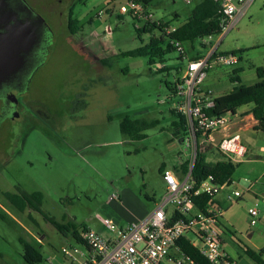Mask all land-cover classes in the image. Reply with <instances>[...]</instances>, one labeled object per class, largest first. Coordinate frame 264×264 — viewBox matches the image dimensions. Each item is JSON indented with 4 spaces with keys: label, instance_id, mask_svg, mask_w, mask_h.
Wrapping results in <instances>:
<instances>
[{
    "label": "rangeland",
    "instance_id": "374dc122",
    "mask_svg": "<svg viewBox=\"0 0 264 264\" xmlns=\"http://www.w3.org/2000/svg\"><path fill=\"white\" fill-rule=\"evenodd\" d=\"M126 1L84 0L74 5L75 0H25L44 21L49 42L43 61L25 86L27 107L18 118L0 120V213L4 216L0 217V264H26L20 240L37 246L43 256L39 264H70L61 250L78 247L38 212L15 211L4 193H15L16 188L40 191L41 210L48 217L106 237L102 220L124 229L155 209L165 194L158 172L162 165L173 170L192 161V150L174 136L172 122L178 119L170 109L176 98L166 83H174L176 70L156 71L147 65V58L124 55L150 37H138L135 29L141 22L120 13ZM193 6L182 0H152L149 10L155 19L176 27ZM71 8L72 17L82 24L75 35L67 31ZM215 45L218 53L242 51L236 66L243 69V83L252 84L246 79L255 76V68L264 67V0H252L222 36L196 40L189 54L206 56ZM183 47L189 49L190 44ZM176 64L173 52L162 65ZM231 69L211 67L206 83L234 86L227 75ZM125 116L156 120L157 125L143 132L145 138L130 140L119 131ZM239 133L264 160V133L252 129ZM203 147L207 160L222 158L213 146ZM231 180L239 187L264 189V162L243 159ZM113 195L118 198L108 203ZM236 202L226 207L223 220L241 243L252 249L264 247V203L248 192ZM228 243L222 242V247L227 244L230 251ZM236 259L241 264L249 261L245 256Z\"/></svg>",
    "mask_w": 264,
    "mask_h": 264
},
{
    "label": "built area",
    "instance_id": "2783aa9c",
    "mask_svg": "<svg viewBox=\"0 0 264 264\" xmlns=\"http://www.w3.org/2000/svg\"><path fill=\"white\" fill-rule=\"evenodd\" d=\"M182 1L189 5L196 0ZM211 1L218 5V11L222 15L221 32L217 35L222 36L246 12L252 0ZM120 13L133 15L138 23L141 22L140 25L159 21L154 18L147 5L137 0H127L126 6H121ZM164 30L169 32L174 28ZM205 43L203 42L204 45ZM175 48L176 68L180 79L175 82L176 103L173 108L186 120L187 135L182 142L192 150L191 163L195 158L198 143L213 146L225 159L240 163L245 159L247 147L239 134L224 136L217 142L212 136L225 130L232 121L241 119L247 109H238L234 114L228 112L218 117L208 116L206 110L213 106V91L202 87L208 69L213 66L233 67L238 63V56L232 53H218L215 45L206 56L189 60L179 43H175ZM152 67L156 70L162 68L160 64H154ZM197 135L200 136L199 139ZM191 166L181 177L173 170H163L160 176L165 185V194L143 220L122 229L112 221L104 219L102 226L110 234L109 237H103L101 233L85 228L79 232L82 245L62 248L64 258L70 264L192 263L176 245L177 240L186 238L209 264H241L237 259L231 258L222 247L223 230L219 220L223 209L215 202V197L224 189L235 188L227 197L233 201L240 199L243 192H248V188L236 189L241 187L238 182L234 183L232 180L218 184L211 176L195 184L190 177ZM201 196L208 197V200L203 210H197L195 199ZM117 198L113 195L107 202ZM249 214L255 216L256 212L250 210Z\"/></svg>",
    "mask_w": 264,
    "mask_h": 264
},
{
    "label": "trees",
    "instance_id": "16d2710c",
    "mask_svg": "<svg viewBox=\"0 0 264 264\" xmlns=\"http://www.w3.org/2000/svg\"><path fill=\"white\" fill-rule=\"evenodd\" d=\"M84 0H75L74 5L82 4ZM149 7L152 0H137ZM194 6L187 15L185 21L177 27L169 26V22L158 21V23L145 22L140 27L135 29L136 34L140 37L141 34H150L147 43L138 47L135 50L125 53V56L145 57L147 58V65L151 67L154 64H164L166 56L169 53H175V43L183 44L189 43L190 48H184L185 54L189 60H196L203 56L190 55L189 52L193 50L192 44L196 40L207 37L217 36L221 32L222 15L219 13L218 5L211 0H196L193 2ZM72 8L69 10L67 19V31L69 35H75L79 32L82 24L79 20L72 17ZM131 16L134 20L136 18ZM177 17V16H176ZM88 22H90L88 20ZM172 29L166 32L164 29ZM202 46H205L204 44ZM242 51H232L231 53L238 56V63L241 61L240 53ZM177 60V57H176ZM238 63L236 65H238ZM233 66L229 72V82L234 84V87L226 94L214 98L213 106L206 110L208 116L218 117L225 113L234 114L236 110L250 106V114L256 122L253 127L254 131L264 133V67L255 68L257 76L256 82L251 85H243L240 82L239 75L243 71L241 67ZM172 69L176 70L174 83H166L167 89L170 91L172 97H176L175 82L179 81L180 73L176 67L162 65V68L156 71H164L168 73ZM170 113L177 117V121H173V127L176 132L174 136L176 139H183L187 135V124L185 118L179 114L174 108L170 109ZM157 125L156 120H147L140 118H131L125 116L120 124L119 131L130 140H141L145 138L143 133L146 129ZM198 139L200 138L197 135ZM205 145V144H203ZM199 144L196 147L195 158L193 163L185 161L178 167L173 169L180 177L185 175L190 166L191 181L199 184L208 176H211L218 184L231 181V177L239 165V163H232L231 161L222 158L216 161L207 160L206 148ZM165 166L162 165L158 172L161 175ZM5 199L18 213L25 211H35L42 215L46 222H48L58 233L65 238H70L75 244L82 245L79 239V232L87 227H77L74 222L58 223L53 218L48 217L41 210L43 194L40 191L27 193L20 188H16L15 193H4ZM208 197L201 196L195 199V207L197 210H203ZM0 217L4 216L0 213ZM23 248L22 259L26 264H39L43 261V256L37 246L30 242L20 240ZM182 252L187 256L193 264H209L198 251L196 247L190 245L186 238H181L176 241ZM241 253L249 259L251 264H264V247L253 250L244 246L241 248Z\"/></svg>",
    "mask_w": 264,
    "mask_h": 264
},
{
    "label": "water",
    "instance_id": "95a60500",
    "mask_svg": "<svg viewBox=\"0 0 264 264\" xmlns=\"http://www.w3.org/2000/svg\"><path fill=\"white\" fill-rule=\"evenodd\" d=\"M46 33L44 21L25 0H0V98L17 103L18 88L44 59Z\"/></svg>",
    "mask_w": 264,
    "mask_h": 264
},
{
    "label": "crops",
    "instance_id": "0c3cea01",
    "mask_svg": "<svg viewBox=\"0 0 264 264\" xmlns=\"http://www.w3.org/2000/svg\"><path fill=\"white\" fill-rule=\"evenodd\" d=\"M227 75H228V78H229V73ZM242 75H243V71L239 75L240 82H241V84L246 85V84L243 83L244 79L242 81V77H243ZM254 75L255 76H250L246 80H249L251 82L253 81V83L256 82V80H257L256 73ZM212 82L213 83H206V79H205L204 82H203L202 87L204 89H211L213 91L214 98L226 94L227 92H229L234 87L233 85H231V86H227L225 84L218 85V81H217V84H215L214 81H212ZM249 85H251V84H249ZM246 109H247L246 110L247 113H245V115H243L241 117V119L235 120V122H233L231 125H229L225 130H223V132L220 131L221 132L220 134H217V133L214 134L212 136V139H214L215 142H217L219 139H221L224 136H228V135H231V134H234V133H237V134H239L241 136V133H239V132H247L249 129L253 130V127L256 124V122L252 118V115L248 112V111H250L251 107H246ZM241 139H242L243 143L247 147V153H246V156H245V160H249V162L252 161V160H255V161H257V160L259 161L260 160L261 162H264L262 157L259 158L258 156L255 155L253 147L251 145H249L248 143H246V141H244L242 136H241ZM234 189L235 188H228V189H224V190L220 191L215 197V202L223 209V214H222V216H221V218L219 220L220 226H221V228L223 230V234H222L221 237H223L224 234H226L227 236L225 237L224 240L222 239V242L228 241L229 242L228 244L231 245L230 251L226 249L227 244L223 247V249L231 258L240 259L241 256H244L241 253V248L244 247V246H247V245L241 243V241L236 239L235 233L230 228L229 223H227L226 221L223 220V215H224V212L226 210V207H229L232 204H237L236 201L239 200V199H233V201H232V200H228V198H227L230 195V192L232 190H234ZM236 189L244 190V189H247V188L241 187V188H236ZM248 194L250 195V197H253L255 200H257V198L261 199V201L264 203V189H262L260 191L259 190L256 191L255 188L251 186V188H248ZM109 203H111V202H109ZM109 235L110 234L108 233L106 237H109ZM247 235H248L247 237L250 238V233H248ZM248 248H250V247H248ZM253 250H258V249H253ZM245 264H251V262L247 261Z\"/></svg>",
    "mask_w": 264,
    "mask_h": 264
},
{
    "label": "flooded vegetation",
    "instance_id": "af4514ba",
    "mask_svg": "<svg viewBox=\"0 0 264 264\" xmlns=\"http://www.w3.org/2000/svg\"><path fill=\"white\" fill-rule=\"evenodd\" d=\"M45 38L49 39L48 30L45 34ZM30 79L21 84L18 88L17 103L13 104L10 103L7 99L0 98V120L4 119L6 116H13V118H18L17 114L19 115V113L21 112L20 110L27 107L28 102L25 98V96L27 95V89L25 86L29 83Z\"/></svg>",
    "mask_w": 264,
    "mask_h": 264
}]
</instances>
